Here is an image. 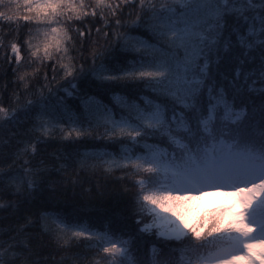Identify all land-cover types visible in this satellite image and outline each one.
<instances>
[{
    "label": "snow or ice",
    "instance_id": "snow-or-ice-1",
    "mask_svg": "<svg viewBox=\"0 0 264 264\" xmlns=\"http://www.w3.org/2000/svg\"><path fill=\"white\" fill-rule=\"evenodd\" d=\"M10 5L14 8L0 11V20L15 21L18 35L20 20L24 27L34 24L23 41L30 57L41 64L56 57L62 79L72 89L90 73L105 87L142 84L155 94L141 97L142 103L117 97L119 118L87 98L88 116L103 118L101 138L124 151L77 162L81 170H130L138 177L136 223L140 233L155 237L150 252L141 253L135 237L118 240L70 225L58 215L40 217L45 231L61 247L69 243L68 233L95 240L107 264H264V0H0V7ZM86 17L104 21L103 32L93 25L104 42H92V67L87 70L84 50L92 28L74 23L86 24ZM141 30L157 43L136 35ZM9 47V63L17 66L13 71L28 87L27 73L19 74L22 45L12 41ZM117 49L126 55L105 63ZM74 51H79V64ZM37 103L28 100L20 112L27 116ZM14 119L17 110L0 105V121ZM39 120L35 142H21L12 162L0 166V189L16 197L8 202L0 196V211L18 208L44 191L41 177L49 169L43 161L33 167L32 158L54 123L44 115ZM93 131L89 121L88 128L68 129L63 139L72 140L75 134L79 140ZM146 139L158 142L137 155L132 146ZM224 188L232 191H219ZM214 195L234 198L224 210H234L232 220L225 221L223 211H196L203 207L199 202ZM32 224L29 219L3 233L9 240L0 243V264H42L32 247L35 237L26 235Z\"/></svg>",
    "mask_w": 264,
    "mask_h": 264
},
{
    "label": "trees",
    "instance_id": "trees-1",
    "mask_svg": "<svg viewBox=\"0 0 264 264\" xmlns=\"http://www.w3.org/2000/svg\"><path fill=\"white\" fill-rule=\"evenodd\" d=\"M10 8L11 5L0 7V11L8 12ZM85 20L88 23L81 21L74 23L82 28H92L84 50L85 61L83 62L87 70L92 67L90 55L92 42L97 39L101 44L104 42L102 35L98 38L95 32V27L101 28V32L104 31V21L99 20V17H86ZM19 24L21 28L18 35L15 21L0 20V37L4 39V47L0 48V105L10 111L16 109L18 116V119L0 121V166L7 167V164L12 162L14 153L22 146L21 142H35L40 136L35 126L39 124L41 115L60 125H57L59 127L55 125L49 137L42 138L44 142L37 145L39 154L32 158L33 167L43 161L44 166L49 169L41 177L44 191L30 201L21 203L18 208L0 211V243L9 240V236L3 235L5 231L22 227L31 219L33 224L27 229L26 235L35 237L32 247L36 250V258L40 259L42 264H95L97 260H100V264H107L101 259L104 254L100 248L96 247L95 240L65 237L69 243L61 247L51 232L45 231V225L40 220L43 214H53L65 219L70 225L84 227L101 234L107 233L118 240L135 237V244L140 248L141 253L145 249L150 252L152 244L156 242L155 237L140 233L141 225L136 223L139 219L135 203L138 177H133L130 170H117L111 174L105 173L99 167L95 172L81 170L77 162L90 155L122 154L124 151V148L106 137L101 138L104 126L97 123L95 116H88L85 104L87 98H94L95 101L106 105L119 118L121 109L118 106L114 107L119 103L117 97L130 98L142 103L141 97L151 98L155 94L142 84L105 87L90 73L86 79L77 81V88L72 89L68 82L62 79L63 71L56 57L43 64L30 57L23 41L28 38V27L35 29L36 26L31 24L24 27L23 20H20ZM136 35L150 43H157L150 33L143 30ZM12 41H18L22 45L21 55L24 56V60L19 66V74L27 73L28 87H25L24 81L18 79L17 72L13 71L17 66L9 63L13 57L9 47ZM72 55L76 57V62L79 64L81 62L79 51L72 52ZM125 55L117 49L105 59V63H116ZM113 57L117 59L114 60ZM128 60H131L130 56ZM99 63L98 60L97 65ZM45 75L48 77L47 80ZM53 76L56 77L55 80H52ZM69 92L75 94L69 96ZM41 97L44 99L41 100ZM28 100L38 101V103L25 116L20 109L27 105ZM89 121H91L92 129L95 130L91 136L76 140L73 134L72 140L63 139L68 129L81 126L88 128ZM157 142L146 139L140 145L132 147L139 155L148 148L155 147ZM160 147L166 151H174L172 146L164 143H160ZM65 162L71 167L61 169L59 166ZM17 167H19V161H17ZM0 196L8 202L16 199L3 189H0ZM214 211L217 213L223 211L226 221L224 209ZM178 256L179 253H177Z\"/></svg>",
    "mask_w": 264,
    "mask_h": 264
},
{
    "label": "rangeland",
    "instance_id": "rangeland-1",
    "mask_svg": "<svg viewBox=\"0 0 264 264\" xmlns=\"http://www.w3.org/2000/svg\"><path fill=\"white\" fill-rule=\"evenodd\" d=\"M11 8H14V5H11ZM171 58V57H169ZM97 119V123L104 124L103 118L101 116H95ZM54 127L60 125L58 122H54ZM56 125V126H55ZM59 127V126H57ZM52 129V130H53ZM209 191H217L216 189H209ZM221 192H230L232 191L229 188L220 189ZM203 205V207L196 209L197 212H203L205 210L212 211V210H222V209H229L231 205L234 203V198L227 195H214V196H207L204 198L202 202H199ZM233 211H225V219L226 221L233 219ZM71 237V234H66V238ZM74 238V237H73ZM246 251V250H245ZM259 251V249H257ZM243 255V252L241 253ZM241 264H245V262H241Z\"/></svg>",
    "mask_w": 264,
    "mask_h": 264
}]
</instances>
